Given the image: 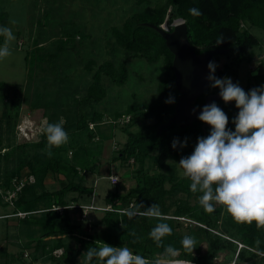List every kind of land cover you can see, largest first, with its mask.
<instances>
[{"label":"trees","instance_id":"trees-1","mask_svg":"<svg viewBox=\"0 0 264 264\" xmlns=\"http://www.w3.org/2000/svg\"><path fill=\"white\" fill-rule=\"evenodd\" d=\"M190 8H198L202 14L190 15ZM174 18L184 22L187 41L194 47L196 54L211 49L224 50L226 55H232V63L236 67L240 63L249 62L254 56L253 49L260 46L258 39L248 33L246 27L252 26L264 32V0H163L162 3L144 6L125 17L118 26L110 27L112 52L119 50L147 65H158L161 76L152 100L128 106L122 112H113L111 121L107 122L108 131L122 125L120 131L125 135V141L111 158L112 161H118L124 166L132 159L138 166L133 171L132 187L124 193L106 192L103 202L110 209L104 210L100 217V231L88 234L82 227L70 224L67 210L72 208H66L70 204L65 196L69 193L90 196L93 193L91 186L83 184L82 174L96 173L101 141L111 137L109 133L102 135L99 131L103 116L96 107L103 103L107 87H120L127 80L128 70L125 62H115L109 58L99 63L87 60L82 68L89 74V78L82 93L77 97L72 95L64 98L56 113L47 116V122L38 140L8 147L3 146L0 140V184L6 188L11 178L32 176L33 179L32 183L25 184L17 194L9 214L24 213L16 221L17 238L23 240L22 250L32 248L34 252L30 253L27 262L22 260L23 251L18 256H11L13 261L20 260L18 264H34L40 260L51 261V264H86L83 253L88 247H100L104 243L114 247H129L134 255L139 254L151 260L164 251L163 247H157L148 236L151 228L160 221L140 215L129 219L124 212L138 203L145 206L156 203L167 217L164 222L173 229V233L164 238L163 244H172L180 250L176 259L189 264H212L217 254L225 253L227 264L233 258L234 264H264V257L259 258L249 250L264 254V228H257L255 222L248 225L235 221L222 205H217L212 213L205 212L198 201L200 194H193L189 190L190 180L185 177L176 179L164 173L148 175L143 170L146 159H150L153 165H157L160 159H176L178 148L173 149L171 146L175 138H179L181 142L185 138H193L194 151L197 138L207 137L211 131V126L199 119L193 120L188 126L181 127L176 123L158 131L174 113L178 93L174 88L171 70L172 55L160 35L144 24L160 26L163 23L169 24ZM5 19V11L0 10V26H5ZM64 35L65 37L54 45L53 53L40 42H32V47L24 56L26 75L30 80L33 70L39 68L42 63L52 67L50 73L55 72L56 64L61 68H69L70 63L65 57L61 58V55L66 54L67 47L71 46L68 44L71 34L65 32ZM220 38H223V42L217 45ZM2 40L3 36H0V45ZM216 57L217 55H214L212 61ZM235 74L236 69L227 64L217 68L215 72L218 78L233 77ZM263 84L264 74L253 75L251 80L246 81L244 91L248 92ZM209 85L210 82L207 90ZM6 92V84L0 82V101L4 100ZM169 97L174 98V103H165ZM200 97L193 105H196ZM215 102L228 116L227 127L235 131L232 120L239 112L235 101H231L233 106L222 100ZM44 105L48 106V103ZM38 106L37 102L31 104L32 108ZM125 115L129 116V121L117 124V119ZM61 118L70 139L67 144L54 147L53 155L49 158L45 151L47 139L44 128L47 123L59 122ZM142 121H145L142 130H129L135 123ZM94 136L97 140H93ZM11 158L15 161L14 168L10 170L5 167L4 162ZM47 175L57 178L63 186L54 191L43 190V179ZM178 194H182L186 199L194 198L195 201L192 204L187 200L170 201ZM166 201H170L168 205ZM56 206L65 208L61 213L51 210ZM180 219L189 223L185 234L179 232L182 228ZM132 231L142 239L133 243L135 237L129 235ZM185 235H191L197 241L193 252L185 251L180 244ZM61 236H69L73 242L72 248L62 252V256H65L63 260L51 255L53 250L62 248ZM257 240L260 241L259 245ZM235 242L242 247L237 249ZM201 244L205 247L203 254H200ZM77 258L78 263L75 261ZM253 260L257 262H251ZM92 264H99L98 259L94 258Z\"/></svg>","mask_w":264,"mask_h":264},{"label":"rangeland","instance_id":"rangeland-1","mask_svg":"<svg viewBox=\"0 0 264 264\" xmlns=\"http://www.w3.org/2000/svg\"><path fill=\"white\" fill-rule=\"evenodd\" d=\"M162 2L163 0H0V10L6 13L5 26L10 27L16 37L10 44L12 55L0 59V82H4L7 87L4 100L0 101V140L3 146L8 147L38 140L47 122V116L56 113L58 106L64 102V98L67 99L72 95L77 97L82 93L89 78V74L82 68L87 60L99 63L109 58L115 62L123 61L127 65V80L120 87H107L103 103L96 107L103 116L99 131L102 135L109 133L111 137L101 141L96 173L82 174L83 184L91 186L94 191L90 196L67 194L65 199L70 205L88 203L86 205L103 208L106 206L103 202L106 192L124 193L134 185L133 171L138 165L129 159L124 166H121L118 161L113 162L111 159L125 141V135L120 131L122 125L108 131L107 122L111 121L113 112H122L128 106L152 100L155 97V88L161 76V69L158 65H147L143 61L133 59L123 54L122 51L112 52L109 29L118 26L125 17L144 6ZM13 20L16 21L15 24L11 23ZM178 21L174 18L169 24L164 23V27L170 30ZM246 29L260 43L258 48L253 49L254 56L249 62L240 63L235 67L232 63V55L225 53L217 55L213 60L218 65L217 68L223 67L224 64L235 68V76L229 78L233 83H238L243 90L246 81L251 80L253 75L264 74V32L252 26H247ZM65 32L71 34L68 42L71 46L68 45L67 53L61 55V58H66V61L70 63L69 68H61L56 64L54 65L56 66L54 67L55 72L50 73L52 67L42 63L39 68L36 67L33 70V77L30 80L26 75L27 65L24 56L32 47V42L34 40L40 42L49 52L53 53L54 45L65 37ZM3 42L4 37L0 46ZM215 92L219 93V89L210 87L197 100L196 105L203 103V97L206 94ZM35 102L39 106L32 108L31 104ZM44 103H48V106ZM144 124L145 121L137 122L129 130L140 131ZM93 140H97V137L94 136ZM193 147L194 140L190 138L187 140L186 147H177L176 159H160L157 165H153L150 159H146L143 170L148 175L164 173L176 179L184 177L183 170L178 163L181 157L192 154ZM14 161L13 158L8 159L4 162L5 167L13 169ZM108 176H116L117 183L111 185L107 181ZM62 186L63 183L52 175H47L43 179V190L45 191H54ZM165 187L167 188L168 185ZM94 193H97V196ZM175 199L187 200L190 204L195 201L194 198L186 199L182 194L176 195L170 201ZM170 201H166V204L168 205ZM3 204L5 203L1 201L0 264L20 263V260L15 262L10 257L18 256L21 251H23L22 260L27 262L31 256L30 253L34 251L32 248L21 249L23 240L17 238L16 226L17 219L21 217L2 218L5 215H12L9 213L13 209ZM102 213V210L87 211L86 217L80 219L78 210L68 209L67 217L70 224L78 225L91 234L102 229L99 222ZM179 222L182 226L179 232L185 234L189 223L184 219H180ZM61 238L62 248L56 249L58 251L55 254L52 253L54 250L51 252V255L59 260L65 257L62 256L64 249L68 250L73 246L69 236H61ZM204 250V244H201L200 254H203ZM225 259V253H219L213 258L212 264H227ZM75 261L78 263L79 259ZM34 264H51V261L40 260Z\"/></svg>","mask_w":264,"mask_h":264},{"label":"clouds","instance_id":"clouds-1","mask_svg":"<svg viewBox=\"0 0 264 264\" xmlns=\"http://www.w3.org/2000/svg\"><path fill=\"white\" fill-rule=\"evenodd\" d=\"M189 14L199 16L198 8H190ZM15 24L16 21H11ZM0 36L4 37L0 46V59L12 55L10 44L16 39L10 27L0 26ZM223 38L217 40V45ZM218 65L210 61L207 65L209 75L206 79L211 88L219 89V96L225 102L235 101L239 109L232 120L235 131L229 129L227 114L215 101L204 105L198 119L211 126L207 137H198L194 151L189 156L181 157L179 165L182 175L190 180L189 190L199 193L200 206L207 213L215 211L222 205L235 221L264 228V85L245 92L231 78H218L215 75ZM165 103H174L169 97ZM196 109H193L195 113ZM46 135V155L51 158L52 149L69 142V135L64 130V121L47 123L44 128ZM172 148L187 146V138L183 142L179 138L172 141ZM143 209V211L141 210ZM129 219L137 215L155 218L158 222L151 228L148 236L157 247H163L161 255L148 260L142 255L133 254L129 247H114L104 243L100 247H88L83 254L86 264H92L94 258L99 264H183L176 259L179 249L172 244L164 245L163 240L173 233L166 221L167 217L158 204L145 206L138 203L124 212ZM135 237L133 243L142 238L135 231L129 233ZM259 245L260 241H256ZM180 244L185 251L193 252L197 241L191 235H185Z\"/></svg>","mask_w":264,"mask_h":264},{"label":"water","instance_id":"water-1","mask_svg":"<svg viewBox=\"0 0 264 264\" xmlns=\"http://www.w3.org/2000/svg\"><path fill=\"white\" fill-rule=\"evenodd\" d=\"M178 20L170 30L164 27V23L160 26L144 24L160 35L166 49L172 55L171 70L174 88L178 93L174 113L166 123L159 127L158 131L176 123L181 127L188 126L193 120L198 119L204 105L210 104L211 101L222 100L218 92L208 93L203 97L202 106L193 105L194 101L207 91L209 84L206 79L209 75L208 63L212 61L214 55L222 54L224 50L211 49L196 54L194 47L187 41L184 22ZM228 104L233 106L231 102ZM194 108L196 109L195 113H193ZM235 113H237L236 108Z\"/></svg>","mask_w":264,"mask_h":264},{"label":"built area","instance_id":"built-area-1","mask_svg":"<svg viewBox=\"0 0 264 264\" xmlns=\"http://www.w3.org/2000/svg\"><path fill=\"white\" fill-rule=\"evenodd\" d=\"M264 49V46H263ZM264 57V56H263ZM129 121V116L125 115L122 116L120 118H118L117 122L119 124H125ZM91 126V125H90ZM89 126V127H90ZM107 181L111 184L114 185L117 183V178L116 176H108L107 177ZM33 179L32 176H22L19 178H11L9 181V185L5 188L0 184V200L7 204V206H13V202L16 199L17 194L21 191L22 187L25 184H29L32 183ZM65 207H60V206H56L54 208H52L51 210L57 211L58 213H61V211L64 209ZM66 208H75L76 210H78L79 212V216L80 219H83L86 217V213L87 211H99V210H109L110 207L108 205H106L103 208L100 207H94L92 205H69ZM24 215V213H20V212H16L12 215H7L6 217H10V216H15V217H22ZM237 245V249H239L240 247H242L241 244L235 242ZM250 251H252L253 253H255L259 258H263L264 254L259 253V252H255L251 249H249ZM58 250H54L52 253L55 254V252ZM183 264H188L186 262H183ZM230 264H234V258L232 259Z\"/></svg>","mask_w":264,"mask_h":264},{"label":"crops","instance_id":"crops-1","mask_svg":"<svg viewBox=\"0 0 264 264\" xmlns=\"http://www.w3.org/2000/svg\"><path fill=\"white\" fill-rule=\"evenodd\" d=\"M93 191H94V190H93ZM94 194L97 196V193H94ZM89 203H91V202H89ZM86 204H88V203H86ZM86 204H85V205H86Z\"/></svg>","mask_w":264,"mask_h":264},{"label":"flooded vegetation","instance_id":"flooded-vegetation-1","mask_svg":"<svg viewBox=\"0 0 264 264\" xmlns=\"http://www.w3.org/2000/svg\"><path fill=\"white\" fill-rule=\"evenodd\" d=\"M195 106H198V105H195ZM199 106H202V104H201V105H199Z\"/></svg>","mask_w":264,"mask_h":264}]
</instances>
